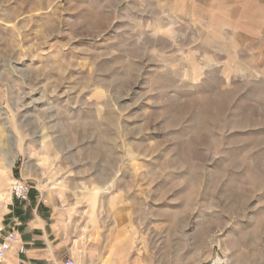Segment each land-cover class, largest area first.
<instances>
[{"label": "rangeland", "instance_id": "1", "mask_svg": "<svg viewBox=\"0 0 264 264\" xmlns=\"http://www.w3.org/2000/svg\"><path fill=\"white\" fill-rule=\"evenodd\" d=\"M195 1L0 0V199L58 259L264 264L263 10Z\"/></svg>", "mask_w": 264, "mask_h": 264}, {"label": "crops", "instance_id": "2", "mask_svg": "<svg viewBox=\"0 0 264 264\" xmlns=\"http://www.w3.org/2000/svg\"><path fill=\"white\" fill-rule=\"evenodd\" d=\"M188 1H193V3H190L194 5L198 4L199 6L202 5V7L204 8L206 6L212 7L211 1H208L206 3L204 2L203 4H201L202 1ZM232 1L243 9L248 10L252 7H255L256 9L260 8L263 10L261 13L264 14V4H259L263 0ZM227 3L228 2H225L223 6H226ZM2 165L6 166L5 164ZM5 169H7V167H5ZM10 174L11 176H13L12 172H10ZM1 175L2 173H0V176ZM18 176L27 177L24 170H20ZM13 179L15 178L13 177ZM3 187H6L5 180L0 177V191ZM38 191V187H30L29 200L24 203L18 202L12 197L7 198L5 201H3V203L0 199V226H2L5 231L16 233V235L18 236V244H24L25 249L23 253H19L17 250V245H13L12 249L7 253L6 264L62 263V259L57 258L60 256L55 254L52 246V241H50L48 238L46 227L47 224L44 222L45 220L41 211V206H44L45 204L42 203L41 199L39 198Z\"/></svg>", "mask_w": 264, "mask_h": 264}, {"label": "built area", "instance_id": "3", "mask_svg": "<svg viewBox=\"0 0 264 264\" xmlns=\"http://www.w3.org/2000/svg\"><path fill=\"white\" fill-rule=\"evenodd\" d=\"M10 195L18 202L24 203L29 200L30 186L29 183L22 178H15L10 184ZM17 245L18 252H24V244H18V236L11 231H5L0 226V264H6L7 253L12 249L13 245ZM62 264H75L73 257L66 256L62 260ZM208 264H227V259L224 256L215 255Z\"/></svg>", "mask_w": 264, "mask_h": 264}, {"label": "bare ground", "instance_id": "4", "mask_svg": "<svg viewBox=\"0 0 264 264\" xmlns=\"http://www.w3.org/2000/svg\"><path fill=\"white\" fill-rule=\"evenodd\" d=\"M118 259H120V258H118ZM121 261V260H120Z\"/></svg>", "mask_w": 264, "mask_h": 264}]
</instances>
